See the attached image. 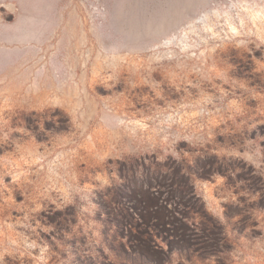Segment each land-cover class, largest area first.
Segmentation results:
<instances>
[{
	"label": "rangeland",
	"instance_id": "rangeland-1",
	"mask_svg": "<svg viewBox=\"0 0 264 264\" xmlns=\"http://www.w3.org/2000/svg\"><path fill=\"white\" fill-rule=\"evenodd\" d=\"M0 264H264V0H0Z\"/></svg>",
	"mask_w": 264,
	"mask_h": 264
}]
</instances>
